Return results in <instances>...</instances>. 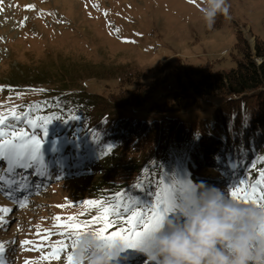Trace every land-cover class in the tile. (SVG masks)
I'll return each mask as SVG.
<instances>
[{"label":"rangeland","instance_id":"obj_1","mask_svg":"<svg viewBox=\"0 0 264 264\" xmlns=\"http://www.w3.org/2000/svg\"><path fill=\"white\" fill-rule=\"evenodd\" d=\"M227 4L228 17L218 16L208 29L199 11L201 0H0V118H5L4 132L35 133L42 142L40 153L34 154L36 159L29 161L31 169L0 161L2 264H67L72 248L69 234L104 227L93 218L100 215L99 205L116 203L118 191H128L129 199L139 201L130 205L134 211L150 214L153 203L141 209L144 201L138 195L144 186L150 188L147 180L153 181L159 173L164 174L161 185L176 180L172 181L167 161L149 173L152 161L148 157L144 164L139 163L141 170L136 173L127 166L139 156L121 148L95 146L93 139L88 146L82 139L87 127L80 121L67 123L77 116L73 96L82 90L115 94L123 88L121 79L140 75L137 80L142 78V84L158 78L153 95L161 101L176 90L172 79L163 82L172 66L233 68L244 49L239 40L253 51L256 41L264 38V0H227ZM63 94L70 111L54 103ZM128 112L139 117L160 116L149 105ZM13 115L20 120L11 119ZM26 121L41 128L34 129ZM75 131L80 132L78 137ZM202 158L207 161L196 165L198 183L215 186L227 195L230 190L243 191L253 185L258 192L264 190L260 168L253 166L236 176L227 170L224 175L217 161L207 154ZM180 165L176 159L174 167ZM182 169L180 179L194 172L185 165ZM137 184L142 187H135ZM130 215L123 209L119 216L110 215L105 233L127 236L123 230L133 227ZM74 223L80 229L66 227ZM136 230L141 231L142 225ZM112 260L113 264H148L142 246L122 248Z\"/></svg>","mask_w":264,"mask_h":264},{"label":"trees","instance_id":"obj_2","mask_svg":"<svg viewBox=\"0 0 264 264\" xmlns=\"http://www.w3.org/2000/svg\"><path fill=\"white\" fill-rule=\"evenodd\" d=\"M239 44L244 47L241 58L229 70L213 69L208 65L198 68L187 66L184 69L170 67L163 82L172 79L176 90L169 92L161 101L154 100L153 95L159 84L158 78L149 84H142V78L137 80L140 75L121 79L123 88L108 96L82 90L73 96L77 116L67 123L80 121L83 127H87V134L82 139L88 141V146L89 139H93L95 146L112 150L121 148L139 156L127 166L136 173L141 170L139 163L144 164L150 157L152 165L149 173L159 167L160 162L167 161L172 181L180 180L185 165L194 170L185 180L198 183L195 168L197 163L207 161L202 158L204 154L218 162L224 175L228 170L230 175L236 176V173L249 171L253 166L262 171L264 38L256 41L253 51L246 48L242 40ZM67 101L63 94L59 102L54 103L70 111ZM145 105L160 116L139 117L128 112V109ZM191 111L194 112L192 116L189 114ZM79 133L75 131V136L78 137ZM176 159L182 164L180 168L174 167ZM144 175L147 176L146 173ZM162 176L164 174L159 173L153 181L147 180L150 188L144 186L141 195H138L144 201L140 202L141 209L154 203L155 193L166 187L159 184ZM118 192L123 195L114 200L116 203L129 200L128 191ZM150 192L152 196L148 195Z\"/></svg>","mask_w":264,"mask_h":264},{"label":"clouds","instance_id":"obj_3","mask_svg":"<svg viewBox=\"0 0 264 264\" xmlns=\"http://www.w3.org/2000/svg\"><path fill=\"white\" fill-rule=\"evenodd\" d=\"M208 29L228 17L227 0H201ZM264 206L243 204L225 191L191 182L178 189L172 211L142 237L148 264H264ZM118 240L105 241L87 229L70 249L72 264H113Z\"/></svg>","mask_w":264,"mask_h":264},{"label":"snow or ice","instance_id":"obj_4","mask_svg":"<svg viewBox=\"0 0 264 264\" xmlns=\"http://www.w3.org/2000/svg\"><path fill=\"white\" fill-rule=\"evenodd\" d=\"M11 119L20 120V117L13 115ZM51 120L52 119L49 118L47 124L50 123ZM26 122L34 129L41 128V125L38 123L34 124L31 121ZM47 124L43 125V131L45 130ZM4 126L5 118H0V137H4L5 135L11 136V139H0V161H8L10 166L15 165V167L18 168L31 169L33 164L29 161L36 159L34 154L40 153L42 142L37 139L35 133H32L31 135L27 133L16 134L15 132L5 133ZM7 126L11 127V125ZM32 174L39 175V173L35 172ZM0 179H2V177H0ZM260 180L261 182H264V170L260 172ZM190 183L191 181L189 180L180 179L157 191L155 193L156 201L151 206L150 214L134 211L130 205H134L136 202L131 199H129L126 203L119 201L108 206L99 205L100 215L94 217L93 219L102 223L104 227L96 229L95 232L98 234L99 238L105 241L118 240L120 242L119 250L122 248H136L141 246L144 234L157 227L160 220L172 211L173 201L177 190L187 187ZM240 183L243 184V181ZM135 187L141 188L142 185L137 184ZM122 195L123 193H116L117 197H121ZM148 195L152 196L153 193L150 192ZM229 195L233 200L239 203L252 204L257 207L264 206V190L258 192L256 185L251 186V188H245L243 191L238 188L230 190ZM85 203L96 204L97 202L86 201ZM121 209H123L124 212L131 213V215L128 216V221L133 225V227L130 231L123 230L128 232L127 236L121 235L120 233L106 234L105 229L108 227L107 221L109 216L113 213L119 216ZM56 219L59 220L60 218L56 217ZM69 219L71 220L73 218L70 217ZM140 225H142V230L137 231L136 226ZM66 227L80 229L81 225L74 223L66 225ZM79 233V231H75L69 234L72 248L75 247V238L79 235ZM261 235L264 236V232H262ZM59 243L61 247L65 246L62 241ZM2 251L3 249L0 247V252ZM58 251L59 249L55 250L53 255H55ZM0 264H2V262H0ZM67 264H72V257L70 255L67 256Z\"/></svg>","mask_w":264,"mask_h":264}]
</instances>
